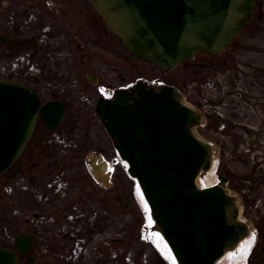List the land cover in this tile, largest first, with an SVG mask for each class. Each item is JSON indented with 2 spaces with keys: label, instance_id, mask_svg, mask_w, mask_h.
<instances>
[{
  "label": "flooded vegetation",
  "instance_id": "af4514ba",
  "mask_svg": "<svg viewBox=\"0 0 264 264\" xmlns=\"http://www.w3.org/2000/svg\"><path fill=\"white\" fill-rule=\"evenodd\" d=\"M194 60L177 68L206 64ZM130 62L146 64L88 0H0V98L11 100L18 86L39 110L19 157L0 172V248L16 264H166L142 235L134 184L96 108L137 80L181 94L185 80L136 74L129 82Z\"/></svg>",
  "mask_w": 264,
  "mask_h": 264
},
{
  "label": "water",
  "instance_id": "95a60500",
  "mask_svg": "<svg viewBox=\"0 0 264 264\" xmlns=\"http://www.w3.org/2000/svg\"><path fill=\"white\" fill-rule=\"evenodd\" d=\"M128 54L169 73L201 53L219 57L243 30L257 0H88ZM0 98V172L16 161L35 125L33 92ZM96 115L148 209L149 233L175 264H216L250 235L227 179L202 186L213 148L194 133L203 116L173 87L138 80L98 103ZM23 126V127H22ZM23 128V129H22ZM0 264L16 256L0 248Z\"/></svg>",
  "mask_w": 264,
  "mask_h": 264
},
{
  "label": "rangeland",
  "instance_id": "374dc122",
  "mask_svg": "<svg viewBox=\"0 0 264 264\" xmlns=\"http://www.w3.org/2000/svg\"><path fill=\"white\" fill-rule=\"evenodd\" d=\"M206 56L197 55L192 63L205 62L201 68L182 65L170 75L130 62L129 82L136 74L185 80L183 101L204 114L202 126L206 128L195 134L214 150L215 178L202 186L216 183L219 174L228 178L226 188L238 198L240 218L256 237L247 264H264V0H257L249 22L218 59L211 62ZM132 189L145 237V226L150 225L148 211L136 199L141 196L138 188Z\"/></svg>",
  "mask_w": 264,
  "mask_h": 264
},
{
  "label": "bare ground",
  "instance_id": "6f19581e",
  "mask_svg": "<svg viewBox=\"0 0 264 264\" xmlns=\"http://www.w3.org/2000/svg\"><path fill=\"white\" fill-rule=\"evenodd\" d=\"M211 170L208 173V175L203 180L200 181L201 185L210 184L214 181L215 177L212 174L213 167L211 168ZM136 199L138 203L140 204V206L145 208L144 202L142 201L141 196L139 194L136 195ZM144 239L147 242H149L157 250L159 255L164 260H166V262H169L170 264H175L173 259L171 258L169 250L167 249L163 241L158 236H156L155 234H152V235L146 234ZM255 240H256V237L251 231L249 237L246 238L233 253L223 256L221 259H219L216 262V264H247V260L255 246Z\"/></svg>",
  "mask_w": 264,
  "mask_h": 264
}]
</instances>
